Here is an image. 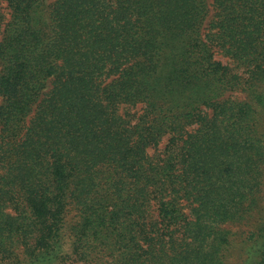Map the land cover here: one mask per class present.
Returning a JSON list of instances; mask_svg holds the SVG:
<instances>
[{
    "label": "trees",
    "instance_id": "obj_1",
    "mask_svg": "<svg viewBox=\"0 0 264 264\" xmlns=\"http://www.w3.org/2000/svg\"><path fill=\"white\" fill-rule=\"evenodd\" d=\"M7 1L0 264H228L264 212V0Z\"/></svg>",
    "mask_w": 264,
    "mask_h": 264
},
{
    "label": "rangeland",
    "instance_id": "obj_2",
    "mask_svg": "<svg viewBox=\"0 0 264 264\" xmlns=\"http://www.w3.org/2000/svg\"><path fill=\"white\" fill-rule=\"evenodd\" d=\"M55 0H46L48 5L54 3ZM1 27L0 41L3 38V30L6 28L8 21L11 18V9L7 0H0ZM208 21L205 24L208 25ZM216 59L226 62V58L216 53ZM226 98L244 100L247 98V93L242 88H234L225 94ZM140 110V105L135 108ZM167 139L165 138L161 147L165 146ZM263 179V180H262ZM259 194L261 195V207H264V178L262 176ZM264 212L259 208L244 216V218L235 222H228L221 227L228 231L230 239L229 245L225 249L226 262L228 264H249L253 263L257 258V244L255 240L258 237V231L263 223Z\"/></svg>",
    "mask_w": 264,
    "mask_h": 264
}]
</instances>
